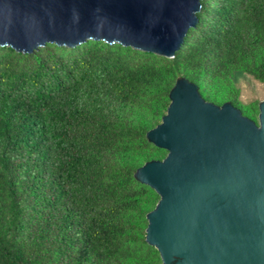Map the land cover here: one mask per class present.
<instances>
[{"label":"trees","instance_id":"trees-1","mask_svg":"<svg viewBox=\"0 0 264 264\" xmlns=\"http://www.w3.org/2000/svg\"><path fill=\"white\" fill-rule=\"evenodd\" d=\"M171 57L86 40L0 46V264H161L144 241L158 196L132 174L165 151L145 132L174 79L242 104L232 74L264 84V0H200Z\"/></svg>","mask_w":264,"mask_h":264},{"label":"water","instance_id":"water-1","mask_svg":"<svg viewBox=\"0 0 264 264\" xmlns=\"http://www.w3.org/2000/svg\"><path fill=\"white\" fill-rule=\"evenodd\" d=\"M200 0H0V46L118 43L171 57ZM177 76L146 140L165 154L132 176L158 196L144 241L161 264H264V100L252 120Z\"/></svg>","mask_w":264,"mask_h":264},{"label":"rangeland","instance_id":"rangeland-1","mask_svg":"<svg viewBox=\"0 0 264 264\" xmlns=\"http://www.w3.org/2000/svg\"><path fill=\"white\" fill-rule=\"evenodd\" d=\"M234 86L238 88V99L242 104L264 100V84L252 79L247 74L236 71L232 74Z\"/></svg>","mask_w":264,"mask_h":264}]
</instances>
